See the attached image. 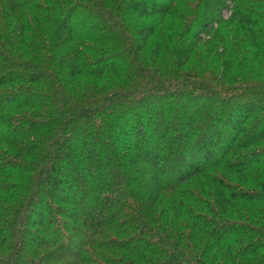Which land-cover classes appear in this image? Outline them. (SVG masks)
Wrapping results in <instances>:
<instances>
[{
    "label": "trees",
    "instance_id": "1",
    "mask_svg": "<svg viewBox=\"0 0 264 264\" xmlns=\"http://www.w3.org/2000/svg\"><path fill=\"white\" fill-rule=\"evenodd\" d=\"M0 264H264V0H0Z\"/></svg>",
    "mask_w": 264,
    "mask_h": 264
},
{
    "label": "rangeland",
    "instance_id": "2",
    "mask_svg": "<svg viewBox=\"0 0 264 264\" xmlns=\"http://www.w3.org/2000/svg\"><path fill=\"white\" fill-rule=\"evenodd\" d=\"M199 59V57H196V60L191 61V63H189L185 68L181 70L183 74H187L184 76L190 77L192 79L201 78L200 75H197L200 70V67H202V65L198 63V61H200Z\"/></svg>",
    "mask_w": 264,
    "mask_h": 264
}]
</instances>
